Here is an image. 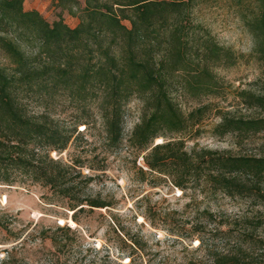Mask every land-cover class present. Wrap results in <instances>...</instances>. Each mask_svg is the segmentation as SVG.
Here are the masks:
<instances>
[{
	"label": "trees",
	"instance_id": "16d2710c",
	"mask_svg": "<svg viewBox=\"0 0 264 264\" xmlns=\"http://www.w3.org/2000/svg\"><path fill=\"white\" fill-rule=\"evenodd\" d=\"M25 1L0 0V50L7 60L0 65V182L48 187L74 218L86 207L108 206L88 192L94 177L83 173L82 163L52 158L51 152L66 150L81 134L79 125L90 127L93 107L108 146L118 147L125 139L126 105L137 98L143 114L128 146L142 155L148 170L184 191L204 179L212 190L252 198L264 208V156L186 148L184 135L201 123L208 106L185 113L173 92L221 96L213 64L235 62L230 49L193 22L194 0H84L83 8L79 0H54L62 10H78L76 27L25 10ZM246 2L255 7L241 11V18L253 38L254 56L264 62V0H239V5ZM238 97L258 114L224 112L217 132L245 138L264 132V94L244 90ZM30 98L44 108L64 99L81 111L71 129L61 128L46 108L29 114L25 100ZM158 137L164 142L155 144ZM245 223L231 249L213 253L212 264H264V218ZM49 238L56 248L64 244Z\"/></svg>",
	"mask_w": 264,
	"mask_h": 264
},
{
	"label": "rangeland",
	"instance_id": "374dc122",
	"mask_svg": "<svg viewBox=\"0 0 264 264\" xmlns=\"http://www.w3.org/2000/svg\"><path fill=\"white\" fill-rule=\"evenodd\" d=\"M79 2L83 8L84 0ZM250 7L254 8V3L194 0L193 22L230 49L235 62L213 64L221 96L173 92L185 113L208 106L201 123L184 135L188 150L196 147L264 156V132L245 138L216 130L224 112L243 117L258 114L245 107L238 97L241 91L264 94V62L254 56L253 38L241 18V11L248 12ZM24 8L38 10L50 22L63 18L71 27L80 21L78 10H74L76 14L62 10L54 0H26ZM6 63L0 50V65ZM25 104L31 115L46 108L32 98ZM46 109L52 124L65 129L73 127L74 117L81 111L64 99ZM88 112L90 127L79 125V137L63 152L52 151L51 157L82 163L83 173L94 177L88 192L108 206L86 207L74 218V211L48 187L0 182V264H212L213 253L233 247L247 218H264V208L252 198L212 190L204 179L192 182L184 191L165 175L148 170L142 155L128 146L143 114L139 99L133 98L126 105L125 139L118 147L108 146L98 109L93 107ZM164 140L158 137L154 143ZM51 235L63 246L54 247Z\"/></svg>",
	"mask_w": 264,
	"mask_h": 264
}]
</instances>
